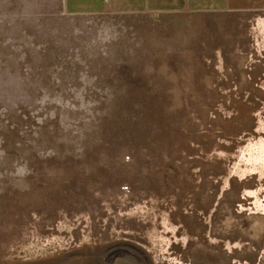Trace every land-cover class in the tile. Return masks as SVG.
Wrapping results in <instances>:
<instances>
[{
  "label": "rangeland",
  "instance_id": "1",
  "mask_svg": "<svg viewBox=\"0 0 264 264\" xmlns=\"http://www.w3.org/2000/svg\"><path fill=\"white\" fill-rule=\"evenodd\" d=\"M263 140L264 11L0 0V264H264Z\"/></svg>",
  "mask_w": 264,
  "mask_h": 264
},
{
  "label": "crops",
  "instance_id": "2",
  "mask_svg": "<svg viewBox=\"0 0 264 264\" xmlns=\"http://www.w3.org/2000/svg\"><path fill=\"white\" fill-rule=\"evenodd\" d=\"M66 13H151L260 12L264 0H64Z\"/></svg>",
  "mask_w": 264,
  "mask_h": 264
},
{
  "label": "bare ground",
  "instance_id": "3",
  "mask_svg": "<svg viewBox=\"0 0 264 264\" xmlns=\"http://www.w3.org/2000/svg\"><path fill=\"white\" fill-rule=\"evenodd\" d=\"M246 153L249 163L254 166L264 167V140L250 144Z\"/></svg>",
  "mask_w": 264,
  "mask_h": 264
}]
</instances>
